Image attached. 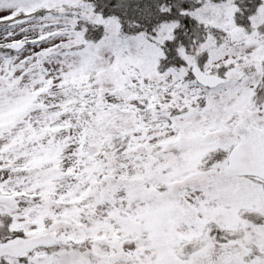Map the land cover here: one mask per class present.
<instances>
[{"label":"snow or ice","instance_id":"snow-or-ice-1","mask_svg":"<svg viewBox=\"0 0 264 264\" xmlns=\"http://www.w3.org/2000/svg\"><path fill=\"white\" fill-rule=\"evenodd\" d=\"M0 264H264V0H0Z\"/></svg>","mask_w":264,"mask_h":264}]
</instances>
